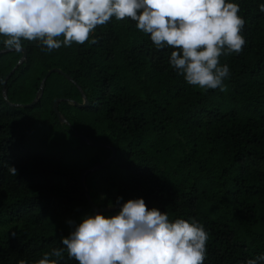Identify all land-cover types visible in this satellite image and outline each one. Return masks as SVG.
<instances>
[{
	"label": "trees",
	"instance_id": "trees-1",
	"mask_svg": "<svg viewBox=\"0 0 264 264\" xmlns=\"http://www.w3.org/2000/svg\"><path fill=\"white\" fill-rule=\"evenodd\" d=\"M227 2L246 43L219 58L225 91L188 85L130 19L52 52L0 35V264L63 247L68 221L94 215L89 202L115 215L117 197L202 224L203 264L264 254V0Z\"/></svg>",
	"mask_w": 264,
	"mask_h": 264
},
{
	"label": "clouds",
	"instance_id": "clouds-1",
	"mask_svg": "<svg viewBox=\"0 0 264 264\" xmlns=\"http://www.w3.org/2000/svg\"><path fill=\"white\" fill-rule=\"evenodd\" d=\"M258 7L264 13V3ZM239 12V5L227 0H0V35L8 50L20 51L26 40L52 52L85 44L113 18L130 19L156 50L172 49L169 64L188 85L225 91L230 69L219 58L239 54L246 43L241 35L246 22ZM8 172L17 174L11 166ZM121 200L116 198L120 208L115 215L68 221L72 230L60 237L63 247L32 264H58L65 252L77 264H203L208 233L202 224L194 218L170 221L143 198ZM245 264H264V254Z\"/></svg>",
	"mask_w": 264,
	"mask_h": 264
},
{
	"label": "water",
	"instance_id": "water-1",
	"mask_svg": "<svg viewBox=\"0 0 264 264\" xmlns=\"http://www.w3.org/2000/svg\"><path fill=\"white\" fill-rule=\"evenodd\" d=\"M54 71H56V69H51V70H49L46 74H45V76H47L50 72H54ZM32 104V103H31ZM57 104V100L56 101H54V103H53V110H54V112H55V114H56V116H58V112L56 111V109H55V105ZM84 103H82V104H79V106H82ZM113 155H114V152L112 151V155H111V157H113ZM108 161V160H107ZM90 203V207H91V209H92V211H93V213L94 214H96V213H102V212H106V211H108V209H105V208H101V209H99V208H97L95 205H93L91 202H89Z\"/></svg>",
	"mask_w": 264,
	"mask_h": 264
},
{
	"label": "rangeland",
	"instance_id": "rangeland-1",
	"mask_svg": "<svg viewBox=\"0 0 264 264\" xmlns=\"http://www.w3.org/2000/svg\"><path fill=\"white\" fill-rule=\"evenodd\" d=\"M109 156V153L106 151H102L100 153L97 154V160H102L104 158H107Z\"/></svg>",
	"mask_w": 264,
	"mask_h": 264
}]
</instances>
